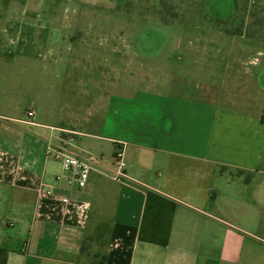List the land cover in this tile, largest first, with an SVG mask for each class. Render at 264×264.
Masks as SVG:
<instances>
[{"label":"crops","instance_id":"0c3cea01","mask_svg":"<svg viewBox=\"0 0 264 264\" xmlns=\"http://www.w3.org/2000/svg\"><path fill=\"white\" fill-rule=\"evenodd\" d=\"M217 91L112 92L98 131L48 122L33 105L0 114L7 264H264V117L221 106ZM123 142L130 184L106 174ZM50 144L98 155L99 170L69 185Z\"/></svg>","mask_w":264,"mask_h":264},{"label":"rangeland","instance_id":"374dc122","mask_svg":"<svg viewBox=\"0 0 264 264\" xmlns=\"http://www.w3.org/2000/svg\"><path fill=\"white\" fill-rule=\"evenodd\" d=\"M208 84L264 117V0H0V114L96 130L112 92Z\"/></svg>","mask_w":264,"mask_h":264},{"label":"built area","instance_id":"2783aa9c","mask_svg":"<svg viewBox=\"0 0 264 264\" xmlns=\"http://www.w3.org/2000/svg\"><path fill=\"white\" fill-rule=\"evenodd\" d=\"M28 116H34L35 110L29 108L27 111ZM47 154L57 159L63 170L69 173L67 182L69 185L76 183L79 187H85L89 180L92 171L99 170L100 157L94 153H72L66 149L65 145L55 146L53 144L48 145ZM106 173L105 171H102ZM113 180L130 184L135 179L127 171L126 161V143H121L117 148L114 156V169L106 173ZM62 174L56 176V180H61ZM37 189L40 197H49L53 194L51 189L43 187V181L41 178L37 180Z\"/></svg>","mask_w":264,"mask_h":264},{"label":"trees","instance_id":"16d2710c","mask_svg":"<svg viewBox=\"0 0 264 264\" xmlns=\"http://www.w3.org/2000/svg\"><path fill=\"white\" fill-rule=\"evenodd\" d=\"M0 264H7V253L5 249L0 250Z\"/></svg>","mask_w":264,"mask_h":264}]
</instances>
